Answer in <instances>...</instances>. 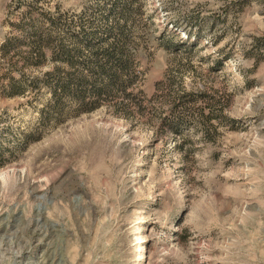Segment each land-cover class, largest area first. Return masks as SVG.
I'll use <instances>...</instances> for the list:
<instances>
[{
	"label": "rangeland",
	"instance_id": "374dc122",
	"mask_svg": "<svg viewBox=\"0 0 264 264\" xmlns=\"http://www.w3.org/2000/svg\"><path fill=\"white\" fill-rule=\"evenodd\" d=\"M109 8L0 0V264H264V0H136L138 106L58 118L28 35Z\"/></svg>",
	"mask_w": 264,
	"mask_h": 264
},
{
	"label": "trees",
	"instance_id": "16d2710c",
	"mask_svg": "<svg viewBox=\"0 0 264 264\" xmlns=\"http://www.w3.org/2000/svg\"><path fill=\"white\" fill-rule=\"evenodd\" d=\"M107 1L111 2V8L103 9L104 18L100 22L96 18L85 21L81 17L79 24L66 23L61 37L47 30L28 35L30 49L26 55H21L26 64L44 63L50 49L55 62L66 67V71L55 67L53 72L45 74L43 81L31 83L34 87L38 84L48 87L52 94L49 110L58 118L65 114L66 100L74 102L80 113L92 112L101 102L113 103L117 98L122 99L117 112H125L128 105L138 106L137 97L128 90L141 78L130 26V23L133 26L134 12L140 8H134L136 0ZM51 24L54 30L60 28L57 21ZM17 47V43L8 45L10 50ZM10 88L9 95L14 96L24 87L11 82ZM183 124L184 120L179 119L175 126Z\"/></svg>",
	"mask_w": 264,
	"mask_h": 264
}]
</instances>
